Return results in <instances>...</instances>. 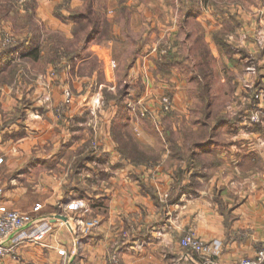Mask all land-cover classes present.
<instances>
[{"label": "crops", "instance_id": "crops-1", "mask_svg": "<svg viewBox=\"0 0 264 264\" xmlns=\"http://www.w3.org/2000/svg\"><path fill=\"white\" fill-rule=\"evenodd\" d=\"M62 1L36 0L25 16L1 14L0 32L13 30L29 46L31 20L70 37L54 13ZM188 1L184 22L198 27L196 38L227 74L236 73L224 82L234 95L223 88L216 99L210 84L203 97L204 116L219 120V140L214 134L213 144L210 132L200 150L171 138L155 160L136 138L142 132L128 130L132 115L119 116V105L96 89L105 84H96L99 74L110 80L115 67L110 49L93 42L76 67L61 62L53 72L42 49L4 48L0 36V205L31 212L40 204L36 215L51 223L42 244L24 243L18 261L0 264H110L115 253L121 264H194L199 256L180 244L189 229L221 242L219 264L264 247V0ZM92 59L101 69L80 72ZM258 110L260 123L250 122ZM171 141L185 158L173 155ZM94 218L98 227L83 235L80 221Z\"/></svg>", "mask_w": 264, "mask_h": 264}, {"label": "rangeland", "instance_id": "rangeland-1", "mask_svg": "<svg viewBox=\"0 0 264 264\" xmlns=\"http://www.w3.org/2000/svg\"><path fill=\"white\" fill-rule=\"evenodd\" d=\"M71 1L63 0L54 7L55 15L69 26L70 37L30 20L34 37L29 46L24 47L25 42L13 30L3 28L2 47L27 50L39 46L46 60L53 63V72L58 71L61 62L76 67L82 62L84 49L93 42L110 49L115 67L108 71L110 80L105 73L99 74L96 84H105L96 89L116 105L126 107V113L134 118L128 130L142 132L136 138L153 155L171 138L185 148L201 143L199 148L204 150L213 132V142L219 120L204 116L203 97L208 96L211 84L213 97L218 99L226 88L227 96L232 98V89L230 85L224 87V82L229 78L235 81L237 75L227 74L219 57L208 53L202 44L204 39L196 38L197 26L187 28L183 17L190 9L188 0H81L78 6H71ZM35 6L36 0H5L0 5V15L23 12L25 16L27 9L33 11ZM8 36L14 41L6 45ZM78 69L93 73L101 69V64L99 59H92ZM173 96L179 100H173ZM158 131L164 132L163 138ZM217 133L216 141L220 138Z\"/></svg>", "mask_w": 264, "mask_h": 264}, {"label": "built area", "instance_id": "built-area-1", "mask_svg": "<svg viewBox=\"0 0 264 264\" xmlns=\"http://www.w3.org/2000/svg\"><path fill=\"white\" fill-rule=\"evenodd\" d=\"M6 45L13 43V38H6ZM264 41V35L262 36ZM261 95L255 96L260 99ZM262 111L258 110L250 115L249 121L260 123ZM93 152H98L99 147L96 142L92 144ZM2 159H0V163ZM2 190L0 189V196ZM42 206L37 204L31 212H18L0 205V262L5 259L18 261L20 258L19 249L22 244L30 243L34 245L42 244L48 230L51 227L50 220L38 217L36 214ZM80 232L83 235H89L98 227L100 221L97 218L80 221ZM181 246L189 252L199 256L194 264H219L218 257L221 253V242L214 240L204 242L198 238L193 229H189L180 241ZM61 256L65 255L64 250L58 252ZM110 264H121L117 253L111 256ZM231 264H264V247L258 251L254 258H243Z\"/></svg>", "mask_w": 264, "mask_h": 264}, {"label": "trees", "instance_id": "trees-1", "mask_svg": "<svg viewBox=\"0 0 264 264\" xmlns=\"http://www.w3.org/2000/svg\"><path fill=\"white\" fill-rule=\"evenodd\" d=\"M218 39V38H217ZM219 41V40H218ZM30 49H34V50H38V49H40L39 48V46H35V47H33V48H29V49H27L26 50V48H25V50H24V52H27L28 50H30ZM119 116H121L122 118H124L126 115H128L127 113H126V111H125V106H123V105H120L119 104ZM171 152L173 153V155L175 156V157H182V158H185V155H184V153L180 150V148H179V146L177 145V143L174 141V142H172L171 141ZM143 155V154H142ZM144 156V155H143ZM147 157H148V159H157V156H155V155H147ZM181 180H183V178H182V173H180V184L182 185V181Z\"/></svg>", "mask_w": 264, "mask_h": 264}, {"label": "water", "instance_id": "water-1", "mask_svg": "<svg viewBox=\"0 0 264 264\" xmlns=\"http://www.w3.org/2000/svg\"><path fill=\"white\" fill-rule=\"evenodd\" d=\"M56 218L65 219V217H64V216H62V215H57V216H55V219H56Z\"/></svg>", "mask_w": 264, "mask_h": 264}]
</instances>
